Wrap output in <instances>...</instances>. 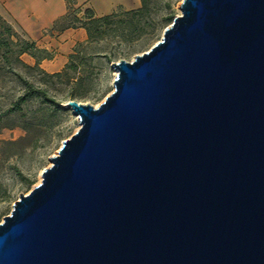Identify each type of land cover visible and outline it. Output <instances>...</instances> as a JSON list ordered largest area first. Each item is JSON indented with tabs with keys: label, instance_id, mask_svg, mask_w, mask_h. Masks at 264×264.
<instances>
[{
	"label": "water",
	"instance_id": "95a60500",
	"mask_svg": "<svg viewBox=\"0 0 264 264\" xmlns=\"http://www.w3.org/2000/svg\"><path fill=\"white\" fill-rule=\"evenodd\" d=\"M0 221V264H264V0H181Z\"/></svg>",
	"mask_w": 264,
	"mask_h": 264
},
{
	"label": "rangeland",
	"instance_id": "374dc122",
	"mask_svg": "<svg viewBox=\"0 0 264 264\" xmlns=\"http://www.w3.org/2000/svg\"><path fill=\"white\" fill-rule=\"evenodd\" d=\"M126 1L130 3L131 0ZM180 2L181 0H149V11L131 23L127 11L137 9L141 5L140 0L137 6L127 9L117 6L114 10L117 13V23L109 25L110 29L101 36L75 44L68 54L67 61L59 70L62 71L61 77H44L37 70L28 72L16 61L11 65L36 83L38 78H44L48 93L60 101H65L66 97L72 94L78 101L97 106L113 89L115 70L110 66V62L120 58L131 60L135 54L149 49L170 24L168 16L174 18L180 13ZM71 3L70 5L78 7L77 14L81 15L85 6ZM3 17L18 36L23 38L15 23L10 18ZM46 49L51 57L44 59H51L56 51L52 48ZM70 54H73L75 70L66 66L70 62ZM20 58L28 64H33L27 57L21 55ZM2 64L4 70L0 73V221L10 212L11 205L19 193H27L39 182L41 170L50 165L48 158L57 153L62 140L70 137L79 126L77 115L70 108H55L41 103L39 99L28 100L19 111L7 112L11 99L20 91V85L14 75L5 71L7 65ZM41 68L49 73L54 72L42 66ZM77 76L82 79L75 84Z\"/></svg>",
	"mask_w": 264,
	"mask_h": 264
},
{
	"label": "trees",
	"instance_id": "16d2710c",
	"mask_svg": "<svg viewBox=\"0 0 264 264\" xmlns=\"http://www.w3.org/2000/svg\"><path fill=\"white\" fill-rule=\"evenodd\" d=\"M71 2L72 0H67V11L54 21L52 25L53 29L63 30L68 27L80 26L86 30L87 39L91 40L94 37L101 36L110 29L109 25L117 23L118 21L115 19L117 16L115 11L103 15H96L93 9L87 6L83 8L82 14L78 15V7L70 5L72 4ZM140 2L141 5L137 9L127 11L129 23L135 18L138 20V16H142L149 11V0H140ZM168 20L171 22L173 17L169 15ZM24 53L30 55L34 59L33 64H28L20 58ZM72 55L73 54H70V62L66 66L69 69L75 70L76 64L73 62ZM50 57L51 55L48 50L38 46L34 40H30L24 35L23 38L19 37L11 24L0 14V73L4 70V64L2 63H5V65H7V70L5 71L14 75L20 85V91L11 99L6 109L7 112L21 110L22 106L30 99H39L41 103L49 104L59 109H67L61 102H66L68 99H75L72 94L66 97L65 101L56 99L55 96L48 93L44 78H38V82L36 83L21 73L14 65H11L13 61H16L28 72L37 70L39 73H42L44 77H61L62 71L49 73L41 68V60ZM81 79V76H77L75 84L79 83Z\"/></svg>",
	"mask_w": 264,
	"mask_h": 264
},
{
	"label": "crops",
	"instance_id": "0c3cea01",
	"mask_svg": "<svg viewBox=\"0 0 264 264\" xmlns=\"http://www.w3.org/2000/svg\"><path fill=\"white\" fill-rule=\"evenodd\" d=\"M75 5L93 9L96 15L110 13L117 6L125 9L137 6L139 0H72ZM67 11V0H0V14L10 18L22 34L40 47L52 48L56 52L51 59H43L40 65L49 71H59L67 61L75 44L87 39L83 27H68L63 30L50 29L54 21ZM34 63L28 54H22ZM46 63V64H45Z\"/></svg>",
	"mask_w": 264,
	"mask_h": 264
}]
</instances>
